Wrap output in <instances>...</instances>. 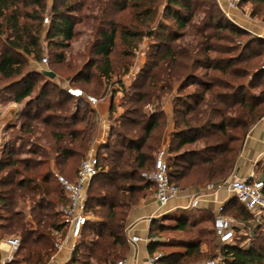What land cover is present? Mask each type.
Instances as JSON below:
<instances>
[{
    "label": "trees",
    "instance_id": "16d2710c",
    "mask_svg": "<svg viewBox=\"0 0 264 264\" xmlns=\"http://www.w3.org/2000/svg\"><path fill=\"white\" fill-rule=\"evenodd\" d=\"M244 4L252 5V19L264 23V0ZM47 13L50 23L45 25ZM242 37L248 39L245 44ZM144 40L145 61L131 85L126 88L117 81L123 94L119 106L116 90L111 92L114 124L108 142L97 150L99 173L87 198L90 220L67 264L125 260L128 215L154 193V185L142 174L154 170L168 126V99L174 129L166 163L172 184L179 187L184 179L189 184L212 183L231 176L244 138L264 118V38L250 36L228 20L217 0H0V95L11 92L7 97L12 102L24 104L18 124L10 130L16 131L18 142H35L29 155L47 156L56 168L50 164L41 172L46 163L20 158L17 144L2 149L0 242H20L8 264H48L56 253L55 233L64 236L67 228L58 210L66 199L56 175L76 180V164L86 158L96 129L95 117L89 120L96 114L91 104L53 80L43 81L41 73L29 69V60L40 62L48 50L51 65L68 73L56 72L61 81L103 100L110 95L113 78L130 73ZM52 87L60 94L44 106ZM118 108L123 110L114 120ZM47 131L50 148L39 142L48 138ZM236 208L240 221H254L235 199L223 207V214ZM166 231L184 232L188 242L151 238ZM85 232L91 239L83 237ZM237 234L235 245L220 246L203 242L202 237L214 232L197 224L154 223L148 252L150 257L161 255L155 264L211 260L219 256L218 250L227 264H264V224L246 248V236ZM203 245L210 250L204 252Z\"/></svg>",
    "mask_w": 264,
    "mask_h": 264
},
{
    "label": "crops",
    "instance_id": "0c3cea01",
    "mask_svg": "<svg viewBox=\"0 0 264 264\" xmlns=\"http://www.w3.org/2000/svg\"><path fill=\"white\" fill-rule=\"evenodd\" d=\"M220 9L225 14V16L235 25L246 28L252 31L250 28H254L253 35L260 38H264V23L252 22L248 16L240 13L238 10H232L228 6L229 0H217ZM51 3V1H50ZM256 23V24H255ZM143 56V54H142ZM141 56V57H142ZM136 60H139V56ZM144 63V62H143ZM143 65V64H142ZM130 77H135V72L130 71L126 79ZM112 101L109 103L103 100H99L98 104L94 107L95 113L97 115L96 120L100 125V128H106L108 122L110 121V109ZM166 106V105H164ZM166 113H168V126L164 131L160 150L164 147L166 149L169 146V137L174 129L172 116H171V106L168 103V109L164 107ZM8 126V128H10ZM111 133V130L109 131ZM99 132L94 135L93 141L99 143ZM110 134L108 133L107 139H109ZM108 142V141H107ZM93 148V147H92ZM264 169V118L258 121V123L248 132L244 141L242 143L240 155L234 165L231 176L226 179L227 182L234 179H245L248 178L252 173L255 174L257 178L264 179V174L262 173ZM225 180L215 181L212 183H194L189 184L188 180L184 179L183 184L179 186L180 194L177 199L170 202L168 206L164 209H160L159 204L154 198V193H152L146 200H143L138 205L134 206L127 218L125 236L128 244V252L125 256V261L131 264H149L150 254L148 252L149 243L152 241L151 238H156L163 243L179 240L183 244L188 242V238H162L160 236H151L150 231L154 226V223L169 226L174 225L177 221H185L188 224H197L198 228H205L209 231L214 232V220L218 215L219 209L223 208L232 200H237L232 193L228 191H216L212 193H207L206 187L209 184H218ZM182 182V181H181ZM201 193L199 199V205L197 208H191V204L196 195ZM223 213V211H222ZM264 219V212H263ZM236 223H245L240 220L235 221ZM171 223V224H167ZM246 226L249 223H245ZM246 226L240 227L241 230L245 229ZM169 232V231H168ZM171 232V231H170ZM172 233L186 234L181 231H176ZM215 235V232H214ZM139 237L141 240L137 244H130L129 238ZM217 243L222 246L215 235ZM184 240V241H183ZM177 250V249H172ZM182 250V249H178ZM14 254L10 253V247L7 244V239L0 242V264L6 260V258ZM220 251H217V255ZM72 251L69 245L64 248L60 253H58L54 264H67L71 259ZM13 260V259H12ZM8 264V263H7Z\"/></svg>",
    "mask_w": 264,
    "mask_h": 264
},
{
    "label": "built area",
    "instance_id": "2783aa9c",
    "mask_svg": "<svg viewBox=\"0 0 264 264\" xmlns=\"http://www.w3.org/2000/svg\"><path fill=\"white\" fill-rule=\"evenodd\" d=\"M244 0H229L228 6L232 10H239ZM50 23L49 18H44V24ZM258 37V36H256ZM260 38V37H258ZM47 58L42 59V63L47 64ZM65 91L75 98H85L89 104L96 106L99 100L93 96H86L81 90L71 87L69 84L65 87ZM167 149L166 147L159 150L155 158L154 170L150 173H143L142 177L154 185V198L159 204L160 209H164L168 204L178 198L180 189L172 184L167 168ZM99 173V160L97 150L92 148L82 162L76 180L70 181L68 178L56 175V180L66 203L59 206L58 210L61 213L65 223L67 224L66 233H55L57 241L55 243L56 253L51 257L48 264H54L55 259L64 248L68 245L73 252L76 244L81 238L82 231L89 222L90 217L87 214V198L88 190L93 179ZM207 193L216 191H228L233 194L237 201L254 217V223L258 226L262 225L264 212V179L257 178L252 173L245 179H234L229 182L226 180L218 184H209L206 187ZM201 193L196 195L191 208H197ZM223 208L219 209L218 215L214 220V232L222 246L235 245L237 233H240V227L246 226L245 223H236L223 213ZM257 226V227H258ZM141 239L139 237L129 238L130 244H137ZM10 247V253L13 254L20 246L17 239L7 240ZM244 245V244H243ZM161 255L158 254L149 260V264H155ZM12 256L6 258L3 264L10 263ZM117 264H131L125 260L119 261ZM195 264H227L224 258L219 254L215 259L205 260Z\"/></svg>",
    "mask_w": 264,
    "mask_h": 264
},
{
    "label": "rangeland",
    "instance_id": "374dc122",
    "mask_svg": "<svg viewBox=\"0 0 264 264\" xmlns=\"http://www.w3.org/2000/svg\"><path fill=\"white\" fill-rule=\"evenodd\" d=\"M252 10V5L251 4H244L240 7V9L238 11H240L241 14L245 15V16H248L250 20H252V22L256 21L257 23H262L260 20L258 19H252L249 14ZM48 18H50L49 16V13H47V16ZM256 24V23H255ZM237 26V25H236ZM239 27V26H237ZM241 29H244L242 27H239ZM252 31L255 30L254 28H250ZM246 30L250 36H256V35H253V32L252 31H249L248 29H244ZM242 40H244V44H245V40H248L247 37H242L241 38ZM148 43L147 40H144V42L140 45L139 49L137 50L136 52V55L132 58V61H133V67H132V70L131 71H134L135 72V76H136V72L138 70H140V68L142 67V64L143 62L145 61V50H146V44ZM46 43L44 44V48H46ZM84 45V40L81 41L79 44L76 45V51L79 50L80 48H82ZM264 50V49H262ZM143 54V56H142ZM136 56L138 58L139 56V60H136ZM142 56V57H141ZM44 58H47L48 61H47V64H43L42 63V60L40 62H37V61H34V60H29V69L30 70H34L36 72H39L41 73L44 78L42 79L43 81H55L59 88H62L65 90V87L69 84V82L67 80H62L59 79V77L57 76L56 72L58 74H60L61 72H63V70L60 68V66H56V65H51V57H50V54H49V51L46 50L44 52ZM61 71V72H60ZM45 72H52L56 75V77L54 79H51L49 78L48 76H46L44 73ZM64 76H67V74H65L63 72ZM62 74V75H63ZM129 75V74H128ZM135 78V77H134ZM133 77H130V79H126V76L124 77H118V76H115L113 78V82H112V85L111 87L109 88V91H110V95L105 98V101L107 103L110 102L111 100V92L115 91L117 92L116 94V97H115V104L116 106H119L120 103L122 102V98H123V94L118 91L119 90V86L117 84V81L118 80H122L123 83L125 84L126 88H128L130 85H131V82L133 81L134 79ZM262 82H264V79L261 80ZM38 91V90H37ZM36 91V93H37ZM51 93L49 94V98L48 100H44L42 101V104L45 106V105H48L49 102H51V100L53 98H56L59 96V91H54V88L52 87L51 89ZM255 92H258V91H255ZM35 93V94H36ZM13 93L11 92H8L7 94H1L0 95V154H1V151L2 149L5 147V145L9 144V143H14V144H17V146L20 148V154H19V157L22 158V159H29V160H35V161H43L44 163H46L42 168H41V172H44L45 170H47L50 166V164H52V166H50L51 168L53 167V170L56 171V168H55V164L53 161H51V159L49 157H41V156H32V155H29L27 152H29V150H33L34 149V144L35 142L34 141H26V142H18V140L15 138V134H16V131H14V133L11 132V128L12 127H15L16 124H18L19 122V118L23 112V108H24V104L23 105H20V104H17V103H14L12 102L11 98L7 97V96H11ZM35 94L33 95V97L35 96ZM6 95V96H5ZM168 102H169V99L167 100L166 102V106L165 108L168 109ZM71 106H72V111L75 110V102L71 103ZM91 107H93L91 105ZM94 108V107H93ZM122 108H118L117 110V114L114 116V120L115 118H117V116L122 112ZM93 117H95L94 121L96 122V129H95V132H94V135L100 134L99 136V143L101 144H98L96 142H92L91 146H90V149H92V147L96 150L99 149L100 146L104 145L107 143L108 139H107V136H108V133L110 134V130H111V127L113 126L114 124V121L113 120H110L106 126L105 129H103V127L100 128V125L98 124V121L96 120L97 118V115L95 114L94 116L90 115V119H92ZM169 119V116H168V113H166V120ZM10 128H8V126H10ZM49 134V132L47 131V133L45 134L46 136ZM40 144H43L45 145L47 148H50L52 147V144H53V141L52 139L50 138V136L48 135V138H46L45 140L43 139L42 141H39ZM238 145V143H236ZM201 144H199L197 147H200ZM89 149V151H90ZM50 152V151H49ZM89 153V152H88ZM87 153V154H88ZM1 157V156H0ZM83 160L80 161V163H78V165L76 164V169L75 171H78L81 164H82ZM59 173V174H58ZM57 175H61V176H65V174H60V172H58ZM100 179H96L95 180V184L99 182ZM105 182V181H102V183ZM53 184L54 181H52ZM225 216L229 217L230 219H232L233 221H238L240 218V213L238 211V209H229L227 210V213L225 214ZM262 225L264 224V220H262ZM167 224H171V223H167ZM257 224L253 222H251L248 226H246L245 229L243 230H240V235L239 236H246L244 238H246V240L242 239L245 241V244L242 245L243 248H246L247 246H249L250 244V238L252 237V234L256 231V228H257ZM239 232V231H238ZM156 236H160L162 238H171V237H176V238H183V239H186L188 238L187 234H181V233H172V232H162V233H157ZM83 237L86 238V240H89L91 239V237L88 235L87 232H85L83 234ZM202 240L203 242H211L214 244V241L217 242L216 238H215V235L213 236H204L202 237ZM202 250H204V252H207V250L209 251L210 248L206 245H203L202 246ZM169 251V250H168ZM209 258H201V259H197V260H194V261H191L190 264H195V263H198V262H202V261H205V260H208ZM188 263V262H187Z\"/></svg>",
    "mask_w": 264,
    "mask_h": 264
},
{
    "label": "water",
    "instance_id": "95a60500",
    "mask_svg": "<svg viewBox=\"0 0 264 264\" xmlns=\"http://www.w3.org/2000/svg\"><path fill=\"white\" fill-rule=\"evenodd\" d=\"M44 74L46 76H48L49 78H51V79H54L56 77V75L54 73H52V72H45Z\"/></svg>",
    "mask_w": 264,
    "mask_h": 264
}]
</instances>
